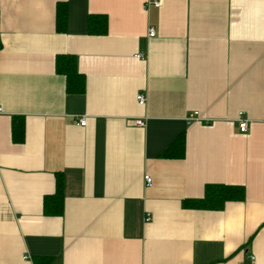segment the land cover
<instances>
[{"label": "crops", "instance_id": "obj_1", "mask_svg": "<svg viewBox=\"0 0 264 264\" xmlns=\"http://www.w3.org/2000/svg\"><path fill=\"white\" fill-rule=\"evenodd\" d=\"M0 108V264H264V0H0ZM182 135L184 157H164ZM60 175L64 214L47 216ZM217 185L245 200L184 207Z\"/></svg>", "mask_w": 264, "mask_h": 264}, {"label": "trees", "instance_id": "obj_2", "mask_svg": "<svg viewBox=\"0 0 264 264\" xmlns=\"http://www.w3.org/2000/svg\"><path fill=\"white\" fill-rule=\"evenodd\" d=\"M68 2H60L57 6L56 28L59 33H66L68 29ZM108 18L104 15H90L87 20L89 35L103 36L108 33ZM58 74L66 79L67 92L70 94H84L85 77L78 72L77 58L74 55L59 56L56 62ZM13 138L22 143L25 137V124L20 118L14 119ZM185 154V136L182 135L163 156L166 158H183ZM64 178H57L56 193L44 200V213L47 216L60 217L64 214ZM245 189L242 186H208L205 197L201 200H186L184 207L191 210L222 211L229 203L243 202ZM52 258H35L34 264H51Z\"/></svg>", "mask_w": 264, "mask_h": 264}, {"label": "built area", "instance_id": "obj_3", "mask_svg": "<svg viewBox=\"0 0 264 264\" xmlns=\"http://www.w3.org/2000/svg\"><path fill=\"white\" fill-rule=\"evenodd\" d=\"M151 3H148L147 5L149 6ZM155 7H160V3L159 2H153L152 3ZM149 36L151 38L155 37L156 36V31H155V28H150L149 29ZM139 57V55H138ZM137 102L139 105L141 106H145L146 103H147V97L145 94H139L138 93V96H137ZM4 111L2 110V108H0V114H2ZM198 117V114L197 113H194L192 114L190 117H189V121H193L195 119H197ZM79 126H82V127H85L86 124H87V119L86 118H83L79 121H77ZM136 124H137V127L138 126H144L145 125V119H137L136 120ZM239 128H240V131L241 132H246L247 131V128H248V122L246 120L243 119V114L240 113L239 114ZM145 179V183H146V186H151L152 185V178L148 175H146L144 177ZM151 216L150 215H147L146 218H145V222H149L151 219ZM25 259H29L28 257H25Z\"/></svg>", "mask_w": 264, "mask_h": 264}]
</instances>
